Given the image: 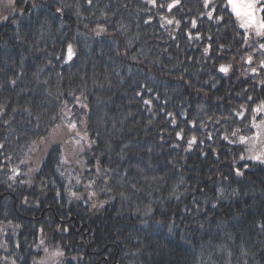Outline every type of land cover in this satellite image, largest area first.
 Segmentation results:
<instances>
[{"label": "trees", "instance_id": "trees-1", "mask_svg": "<svg viewBox=\"0 0 264 264\" xmlns=\"http://www.w3.org/2000/svg\"><path fill=\"white\" fill-rule=\"evenodd\" d=\"M214 1L0 2V264H264V163L232 135L264 69ZM72 121L81 164L37 161Z\"/></svg>", "mask_w": 264, "mask_h": 264}, {"label": "rangeland", "instance_id": "rangeland-1", "mask_svg": "<svg viewBox=\"0 0 264 264\" xmlns=\"http://www.w3.org/2000/svg\"><path fill=\"white\" fill-rule=\"evenodd\" d=\"M1 1L2 0H0V2ZM209 1H212V0H209ZM254 2L256 6L257 18H263L262 7L258 6L257 0H254ZM227 3H228V0H227ZM228 6L230 10L232 11L229 3H228ZM235 18L237 19L241 27V21L236 16ZM2 19H3V12L0 8V23L2 22ZM241 28L245 32V37L247 39L246 43L248 42L247 47H252V51L250 53H247L246 54L247 56H245V61L247 63L245 68H249V70L255 74L256 72L263 73L261 68L264 69V63H262V61H264V48H262L261 45H264V41L261 39V35L263 34L264 29L259 30L261 34H257L258 28L256 26L248 27V28L241 27ZM260 56H262L261 59L259 58ZM71 59L68 58V51H66V54L64 56V61L69 62ZM258 67H261V68H258ZM251 118L252 120L248 123L250 131L247 133H236L235 140H234L235 143L243 146L244 148L243 156L247 160H252V159H249V156L252 154L249 151V149L253 148V143L251 142L249 144L240 143L239 142L240 137L241 136L252 137L256 133L257 129L253 127V124L254 123L258 124L260 121H264V112L254 111V113L251 115ZM70 131L71 130L67 126L66 128L59 127L57 130H55L51 134V136L44 142V145H43L44 149L43 151L38 152V155H36L38 156L36 160L39 161L43 157L44 150L48 151V149L52 147L53 145H60L63 148L64 157L67 162L71 163L72 165L81 164L79 162V159H80L79 157L82 152L80 151V149L81 148L83 149V142L80 136H74V135L71 136ZM76 139L81 140V143L79 145L75 143ZM260 140L264 141V136H262ZM262 149H264V144L260 142H255L253 151L259 152ZM56 252L62 253L59 248L51 249L50 251H48V256L44 258L43 260H41V264H56L58 260L61 258V255H58V256L53 255V253H56Z\"/></svg>", "mask_w": 264, "mask_h": 264}, {"label": "snow or ice", "instance_id": "snow-or-ice-1", "mask_svg": "<svg viewBox=\"0 0 264 264\" xmlns=\"http://www.w3.org/2000/svg\"><path fill=\"white\" fill-rule=\"evenodd\" d=\"M150 2L155 3V0H150ZM179 2L180 0H174L173 4L168 5L169 9L174 7L175 4H178ZM87 3L91 5L92 0H87ZM228 3L230 4L234 15L241 21V27L248 28V27L256 26L258 28L257 34H261L259 30L264 29V18H257L256 6L254 0H228ZM57 11L59 12L61 11V9H57ZM208 16L211 17L212 13L209 12ZM172 22H173L172 20H167V23L169 24H171ZM177 23L179 22L177 21ZM193 24H195V22H193ZM94 31H96L97 35H99L101 32L107 31V29L103 25H97V28L94 29ZM261 47L264 48V45H261ZM67 51H68V58L71 59L73 55V48L71 44L68 45ZM205 51H207V49H205ZM262 63H264V61H262ZM220 71L227 72L228 68L221 66ZM13 83H15V81H13ZM249 99H251V97H249ZM77 103H79V98H77ZM148 103H150V101ZM81 106L85 108L87 107L86 104H83ZM254 111L264 112V102H262L256 109H254ZM243 114H244L243 112L238 113V115L240 116H243ZM53 119H55V117ZM5 123H7V121ZM67 127L70 130H75L77 128V123L75 121L69 122L67 124ZM253 127L257 129L256 133L252 137L241 136L239 142L243 144H249L251 142L253 143V148H254L255 142H260L264 144V141L260 140V138L264 136V121H260L258 124L254 123ZM232 135L235 136L236 132H233ZM224 139H228V137L225 136ZM194 142H195V138L193 137L192 140L189 141V146H191V144ZM75 143L79 145L81 143V140L76 139ZM92 143H94V141ZM2 146L3 145H0V147ZM90 146L91 144H89V147ZM253 148L249 149V151L252 153L249 156V159L259 161L260 163H264V149L260 150L259 152H254ZM80 151H83V149L81 148ZM240 159L243 160L244 156H241ZM245 167H247V165H245ZM13 172L15 173L16 170L14 169ZM236 175L238 176L243 175V173L240 171V169H236ZM73 195H75V193H73ZM53 255L58 256V255H62V253L56 252L53 253Z\"/></svg>", "mask_w": 264, "mask_h": 264}, {"label": "flooded vegetation", "instance_id": "flooded-vegetation-1", "mask_svg": "<svg viewBox=\"0 0 264 264\" xmlns=\"http://www.w3.org/2000/svg\"><path fill=\"white\" fill-rule=\"evenodd\" d=\"M257 2H258V6H261L262 9H264V0H257ZM262 12H263V18H264V10H262Z\"/></svg>", "mask_w": 264, "mask_h": 264}]
</instances>
